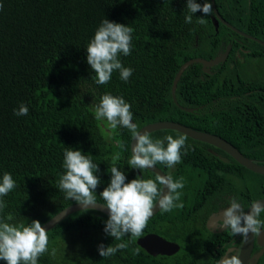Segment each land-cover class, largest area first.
I'll list each match as a JSON object with an SVG mask.
<instances>
[{
  "label": "trees",
  "instance_id": "16d2710c",
  "mask_svg": "<svg viewBox=\"0 0 264 264\" xmlns=\"http://www.w3.org/2000/svg\"><path fill=\"white\" fill-rule=\"evenodd\" d=\"M0 4V179L7 172L16 181V187L2 197L6 207L0 219L5 222L19 226L39 220L43 224L76 203L58 188L67 147L91 155L98 163L101 183L95 195L99 202L104 203L99 193L110 182L108 168L114 157H119L115 166L128 181L155 179L149 169L128 166L129 130L112 129L106 120L95 119V106L105 93L131 104L138 129L161 120L179 122L226 139L245 156L264 159L262 108L256 105L253 118L246 113L243 118L238 103L221 98L232 95L237 85L236 67L228 61L211 66L210 72L197 62L187 65L177 81V102L173 100L171 87L181 65L195 57L216 56L222 41L242 38L250 43L253 56L264 58L261 43L243 38L221 21L216 28L213 12L209 16L197 12L191 23H185L190 14L186 0H0ZM215 5L231 25L264 41V0H215ZM104 18L134 30L131 55L120 56L124 67L133 69L127 82L116 71L108 84L98 85L87 63L86 47ZM261 73L264 66L257 74ZM239 76L241 81L253 80ZM21 103L29 112L16 116L13 110ZM254 121L257 124L252 126ZM251 126L252 131L247 129ZM149 135L165 140L184 134L162 129ZM186 146V153L181 150V163L173 168L157 164L173 180L184 178L178 201L184 207L171 212L160 209L143 230V235L157 233L177 242V252L154 256L137 243L139 237L125 235L116 240L104 232L107 214L82 209L47 230L48 251L38 258V264H215L217 235L208 231L206 216L232 187L237 192L247 190L248 203L264 196V175L234 159H219L205 150L208 144L189 136ZM242 182L247 189L239 186ZM101 243L128 246L114 256L101 257L97 250ZM258 264H264V253Z\"/></svg>",
  "mask_w": 264,
  "mask_h": 264
},
{
  "label": "clouds",
  "instance_id": "9594fccd",
  "mask_svg": "<svg viewBox=\"0 0 264 264\" xmlns=\"http://www.w3.org/2000/svg\"><path fill=\"white\" fill-rule=\"evenodd\" d=\"M2 7L0 4V9ZM186 8L190 14L185 16V23H191L192 14L197 12H201L203 16H209L213 12L212 4L208 0L203 3L186 0ZM203 22L201 18L200 23ZM133 31L132 27L107 18L101 21L86 47L87 63L95 73L94 79L98 85L108 84L116 71L124 82L131 77L133 69L124 67L120 56L131 55ZM13 112L16 116H25L29 109L21 103L19 109H14ZM94 117L97 121L106 120L112 129L122 127L132 134L135 144L128 160L131 169L143 171L157 164L173 168L181 163V150L184 149L185 153L188 150L186 135L179 138L169 135L165 138V143V140H153L148 133L138 131V126L133 123L131 104L121 96L105 93L95 106ZM63 157L65 171L58 181L59 190L65 194L66 199L75 201L82 209H94L98 206L106 208L108 217L104 222V232L116 240L125 235L141 237L153 215L154 206L164 212L184 207L182 202H178L181 200L179 190L185 186L183 177L173 180L171 175H156L155 179L136 177L128 181L124 171L115 166L118 156L113 158V165L108 168L111 173L110 182L99 193L104 203L98 205L95 195L101 183L100 176L97 175L100 172L98 163L93 162L91 155H85L81 150L70 147L65 148ZM15 187L16 181L10 173L5 172L0 179V212L6 207L2 197L7 196ZM262 212L264 204L260 202H254L245 211L238 201L230 200L218 221V227L230 229L233 235L245 238L250 232L259 235L261 229H264V220L259 218ZM7 219L10 221L11 215ZM48 244L47 231L39 220L17 226L0 219V261L5 264H38V258L48 251ZM127 246L125 243H119L115 247L101 243L97 250L101 257H109ZM139 251L138 248L135 249L136 254ZM52 254H55V249ZM219 264H241V261L238 255H233L221 259Z\"/></svg>",
  "mask_w": 264,
  "mask_h": 264
},
{
  "label": "water",
  "instance_id": "95a60500",
  "mask_svg": "<svg viewBox=\"0 0 264 264\" xmlns=\"http://www.w3.org/2000/svg\"><path fill=\"white\" fill-rule=\"evenodd\" d=\"M211 4H212V9H213L212 19H213V22H214L216 28L219 24V21H221L226 26L233 29V31H235V32H237L243 36H247V37L261 43L262 45H264V42L262 40H260L259 38L251 36V35L243 32V31L237 29L235 26H233L229 22H227L219 14V12L216 8V5H215V0H211ZM222 51L223 50L220 48L218 53L216 54V56L213 58L204 59L201 57H195V58H192V59L186 61L185 63H183L181 65V67L179 68V70L175 74V77H174L173 83H172V87H171L173 100L175 102H177V100L175 98V89H176L177 81L180 78L185 67L187 65H189L190 63L197 62V63L201 64L202 70H204L205 72H210L209 69L211 66L216 65L220 61H223L225 59V56L227 54V50H225L224 52H222ZM181 108L183 110H186V111H193V109H191V108H186V107H181ZM162 129L175 130L179 133H182L184 135L191 137L192 139H195V140H198L201 142H205L211 146L219 148V149L223 150L225 153H227L232 159H234L238 163H240L242 166L246 167L247 169H249L253 172L264 175V164L257 163L255 161L247 158L232 143H230L226 139H224V138H222L216 134L195 130V129L188 127L184 124L174 122V121H167V120H161V121L148 123L146 125H143L140 129H138V131H140L141 133L146 132L149 134V133L154 132L156 130H162ZM134 144H135V140L132 137L131 142H130L131 154H132V147L134 146ZM209 150L213 153V151L211 149H209ZM219 158L225 162H229V159L225 156H219ZM149 170L153 171L156 175L168 176L157 165L154 166L153 168L149 169ZM164 191L166 192L167 189L165 188ZM97 202H98V205L103 204L102 202H99V201H97ZM254 202H260V203L264 204V198H260L258 200L253 201L248 206L247 210L250 209L251 205ZM94 209L101 211V212L108 215L106 208H104L103 206H98ZM78 210H82V207L77 203H72V204L66 206L65 208L61 209L59 212H57L55 215H53L50 219H48L42 225L45 227V230L47 231V230L51 229L52 227H54L58 222H60L66 216H68L69 214H71L75 211H78ZM159 210H160V208L158 206H154L153 215H155ZM137 243L143 249H145L147 251V253H149L150 255H154V256L158 255V254L171 255V254L177 252L180 248V245L178 243L173 242V241H169L157 233H147V234L143 235L142 237H139L137 239ZM253 243H254V234H252L250 232L246 238L245 237L243 238L241 248L239 251L238 257L241 261V264H248V263L249 264H255L257 262L258 258L261 255H263V253H264V240L262 241L259 239L258 245L261 246V249L253 257H251V250L253 247ZM225 257H229L227 253L223 257H221L216 264H219L221 259H223Z\"/></svg>",
  "mask_w": 264,
  "mask_h": 264
},
{
  "label": "flooded vegetation",
  "instance_id": "af4514ba",
  "mask_svg": "<svg viewBox=\"0 0 264 264\" xmlns=\"http://www.w3.org/2000/svg\"><path fill=\"white\" fill-rule=\"evenodd\" d=\"M244 37L249 38L247 36H243V38ZM220 48L223 50L222 52L227 50L225 59L220 62L228 61L229 63L228 65L230 67L235 66L237 70V73H236L237 85L233 86L234 93L232 95H229L228 97H221V98L222 99L227 98L230 101H232L233 104L238 103L239 107L241 106L239 111H241V116L243 118H244L245 113L250 115L251 118H253L252 111H253V108L257 107L256 105L260 106L262 108V112L264 113V73L257 74L259 68L264 66V64H262V62L264 61V58L260 56H253L254 51L253 50L251 51L250 43L242 40V38L234 37L233 39L228 40L226 42L222 41L217 49V52L219 51ZM249 55H251L252 57H250ZM239 75H241V77L243 78L244 76L248 78H252L253 80L241 81ZM259 80H261L262 82H260ZM258 114L256 116H258ZM256 124H257V121H254L252 126ZM252 126L248 127L247 129L252 131ZM213 147L214 146L208 145L205 147V150L208 153H211L218 158L219 156H225L229 159V162L231 161L232 158L227 153H225L223 150L220 149L223 152L222 154L218 152L216 149H214ZM209 149H211L213 153ZM246 157L257 163L264 164V159L252 158L248 156ZM157 166L163 169L162 166H159V165ZM163 171L166 173L165 169H163ZM241 185L246 188L245 182H242L239 184V186L242 188ZM232 189L233 190L227 191V193L223 194L222 199L217 200V206L215 207L214 210L208 213L204 221L208 231H210L211 233H214L215 236L217 235L216 241L214 240L216 244L213 249L215 252L214 254H217L214 258L218 256L215 261V264L226 253L228 254L229 257L233 255H239L241 244L244 238L240 235H236V236L233 235L230 229H221L218 227V221L220 220L222 216L224 208L229 206L230 200L235 199L241 204L244 210L247 211L248 206L253 202L251 201V203H248L249 202L248 192L244 188H242V190L239 192H237L236 189L233 187ZM260 198H264V196L256 198L255 200H258ZM259 218L261 220H264V212L260 214ZM259 239L262 241L264 240V229H261V232L259 235H254V243H253V247L251 250V257H253L261 249V246L258 245ZM260 257L258 258L255 264H258Z\"/></svg>",
  "mask_w": 264,
  "mask_h": 264
}]
</instances>
